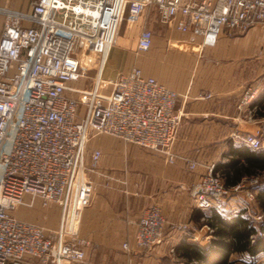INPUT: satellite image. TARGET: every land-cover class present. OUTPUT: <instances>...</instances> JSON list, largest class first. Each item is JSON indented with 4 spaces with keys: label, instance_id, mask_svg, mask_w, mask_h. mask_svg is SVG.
Listing matches in <instances>:
<instances>
[{
    "label": "built area",
    "instance_id": "built-area-1",
    "mask_svg": "<svg viewBox=\"0 0 264 264\" xmlns=\"http://www.w3.org/2000/svg\"><path fill=\"white\" fill-rule=\"evenodd\" d=\"M152 6L162 22L209 46L225 29L245 31L264 22V0H33L27 10L0 5V13L17 21L5 25L0 40V264H31L28 257L42 264L86 258L91 242L79 234V223L96 188L87 173L98 172L103 155L100 148L88 153L93 135H110L158 151L171 163L177 160L174 143L183 118L179 93L139 66L105 76L125 10L137 20ZM153 40V32L143 29L138 49L149 50ZM85 49L98 56L91 88L74 84ZM260 55L264 60V44ZM260 90V84H250L239 98L237 108L247 119L256 115ZM235 137L263 147L258 134L238 131ZM186 160L196 168V160ZM261 177L228 187L211 164L194 186L196 205L263 221L264 213L254 208ZM37 202L60 208L57 229L14 213ZM169 225L190 228L168 224L159 205L145 208L137 221L136 247L152 250ZM123 248L133 250L128 240Z\"/></svg>",
    "mask_w": 264,
    "mask_h": 264
},
{
    "label": "crops",
    "instance_id": "crops-1",
    "mask_svg": "<svg viewBox=\"0 0 264 264\" xmlns=\"http://www.w3.org/2000/svg\"><path fill=\"white\" fill-rule=\"evenodd\" d=\"M32 2L0 0V5L27 10ZM8 23L17 21L0 13V40ZM145 28L153 32L154 40L146 59L141 60L138 40ZM263 44L264 22L245 31L225 29L217 43L209 46L200 37L192 40L189 33L162 22L154 6L145 8L137 20H130L128 9L125 10L108 77L131 68L129 63L117 61V57L134 56L133 61L145 63L146 74L179 93L177 108L183 118L174 143L179 156L171 163L160 152L133 143L111 142L95 147L103 155L98 172L87 173L96 188L79 223V234L91 244L86 247L84 260L65 264H186L185 247L213 244V227L202 215L194 217L197 209L208 211L194 203V186L209 165L228 159L231 143L239 141L236 132L258 134L264 147V115L247 119L237 108L245 87L256 83L261 88L257 101L264 105V60L260 55ZM208 93L211 96L205 97ZM186 158L197 161L195 169L190 168ZM246 179L243 175L241 182ZM152 205L162 208L168 224L187 223L190 228L174 230L169 225L162 243L143 252L134 241L137 221L143 210ZM217 210L224 215L230 209ZM45 212L60 213V208L52 204ZM255 223L258 226L261 221ZM251 239L255 240L254 234ZM126 240L131 242L132 251L123 248ZM260 255L264 259V254ZM249 257L248 252L236 251L230 260L237 259L241 264ZM28 261L42 264L35 257H28ZM190 261L199 259L192 257Z\"/></svg>",
    "mask_w": 264,
    "mask_h": 264
},
{
    "label": "trees",
    "instance_id": "trees-1",
    "mask_svg": "<svg viewBox=\"0 0 264 264\" xmlns=\"http://www.w3.org/2000/svg\"><path fill=\"white\" fill-rule=\"evenodd\" d=\"M261 94L264 96V89ZM255 104L258 105L256 115H264V105L260 106L257 100ZM226 155L228 159L219 161L215 166V171H219L226 186L240 183L243 175L247 178L263 176L257 186L254 208L264 213V147L254 148L239 140L231 143ZM207 210L197 209L194 217H205V222L213 227L216 238L209 247H185L186 264H240L237 259L230 260L231 254L236 251L250 255L248 261L241 264L261 259L260 254H264V219L256 226L250 217L233 214L230 210L225 211L227 214L224 215L216 207ZM253 234L254 241L251 239ZM192 257L198 258L199 262H191Z\"/></svg>",
    "mask_w": 264,
    "mask_h": 264
},
{
    "label": "rangeland",
    "instance_id": "rangeland-1",
    "mask_svg": "<svg viewBox=\"0 0 264 264\" xmlns=\"http://www.w3.org/2000/svg\"><path fill=\"white\" fill-rule=\"evenodd\" d=\"M115 46L112 47L109 57H108V61H107V66H106V70H105V76H108V67L110 65V63L113 61V50H114ZM138 55H142L141 56V60L142 59H146L147 57V51H142L140 52ZM86 57H89L88 60ZM144 57V58H143ZM83 58V66H82V70H81V75L78 81H76L74 84L76 87H80V88H91L94 85L95 82V78L97 75V60H98V56L97 55H93L90 52L86 51L84 54L82 55ZM133 57H127L125 55L119 56L117 57V61H119L120 63H129L131 68L134 66H139L142 69H144L146 72V68L144 66L143 63H141L142 61H133L134 59ZM88 61V62H87ZM111 142H116V143H120V144H126V142L112 137L110 135H106V134H95L90 138V141L88 143V153H90V151L92 149H94L95 147H101L102 145H105L106 143H111ZM132 145H136V144H132ZM137 146V145H136ZM194 203H196L195 198H193ZM46 209H48V207H43L41 206L40 202H37V204L34 207H26V206H20L18 207L14 213L21 218L27 219V220H31L34 222H38L42 225H44L46 227V229L48 230H55L59 227V223H60V213H55V214H48L46 213ZM262 261H264V259H262Z\"/></svg>",
    "mask_w": 264,
    "mask_h": 264
},
{
    "label": "bare ground",
    "instance_id": "bare-ground-1",
    "mask_svg": "<svg viewBox=\"0 0 264 264\" xmlns=\"http://www.w3.org/2000/svg\"><path fill=\"white\" fill-rule=\"evenodd\" d=\"M86 58H87V60H88L89 57H86ZM87 62H88V61H87Z\"/></svg>",
    "mask_w": 264,
    "mask_h": 264
}]
</instances>
